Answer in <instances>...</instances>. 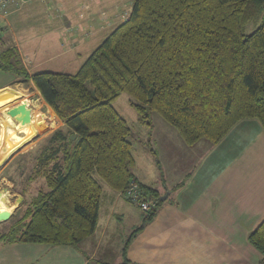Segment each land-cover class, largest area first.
<instances>
[{
	"label": "trees",
	"instance_id": "obj_1",
	"mask_svg": "<svg viewBox=\"0 0 264 264\" xmlns=\"http://www.w3.org/2000/svg\"><path fill=\"white\" fill-rule=\"evenodd\" d=\"M252 21L259 25L245 34ZM20 66L15 48L1 51L0 68L31 79L64 127L40 146L31 171L20 173L22 192L40 180L38 191L0 239L77 248L98 227L102 181L128 201L132 181L158 198L157 207L165 200L135 175L132 128L114 106L121 93L132 97L141 124L151 127L157 113L188 145H214L243 118L264 126V0H132L128 17L75 73L29 74ZM157 207L140 208L143 221L125 241L121 264H131L129 243ZM248 239L264 264V220Z\"/></svg>",
	"mask_w": 264,
	"mask_h": 264
},
{
	"label": "crops",
	"instance_id": "obj_2",
	"mask_svg": "<svg viewBox=\"0 0 264 264\" xmlns=\"http://www.w3.org/2000/svg\"><path fill=\"white\" fill-rule=\"evenodd\" d=\"M16 1L0 26V53L15 48L21 66L29 74L57 57L63 64L80 66L94 48L93 39L103 41L132 9V0ZM44 37H50L58 48L49 57H40L36 42ZM88 46L84 55L78 52ZM25 85L39 95L34 103L41 107V101H46L31 79L0 68V105L18 97ZM6 119L9 124L3 130L15 126L30 135L15 134L14 142L7 145L0 139V166L11 155L10 161L24 153L16 150L36 133L31 128L34 115L26 124ZM58 120L64 125L59 117ZM143 127L146 130L136 136L147 157L138 158L133 145L134 172L140 182L156 188L165 200L157 207L154 218L130 241L126 254L130 263L259 264L263 255L250 243L248 235L264 220V126L260 120H239L214 145L203 139L188 145L164 120ZM0 194L8 206L6 193ZM136 207L139 208L120 192L105 188L99 228L83 241L92 240L84 250L64 245L44 249L31 247L35 244H10L0 252V264H44L46 256L56 258L58 264H88L96 260L116 220L142 223L143 214ZM99 261L113 264L104 259H97L96 264ZM122 262L121 253L119 263Z\"/></svg>",
	"mask_w": 264,
	"mask_h": 264
},
{
	"label": "rangeland",
	"instance_id": "obj_3",
	"mask_svg": "<svg viewBox=\"0 0 264 264\" xmlns=\"http://www.w3.org/2000/svg\"><path fill=\"white\" fill-rule=\"evenodd\" d=\"M16 3L17 1L15 0L9 5V8H8L9 14L13 9V5H15ZM258 25H259V22H253V21L248 22L246 25L243 26V32L245 34H249L253 32ZM7 26L8 25H6V23H3V28H7ZM107 35L105 36V38L107 37ZM0 39H1V34H0ZM36 42H37L38 47L40 48V57H49L50 55H54V53L58 51V48L55 47V45L53 46L54 41L51 40L50 37L40 38L36 40ZM101 42H100V38H99V42H97V39L96 40L93 39L91 44H94V48L93 49L91 48L92 50H90L89 54H86L87 56H85L84 60L94 51V49H96V47ZM91 44H89L90 47H91ZM89 46L84 47V48L83 47L79 48L78 52L84 55L86 53V49L87 50L89 49ZM81 49L83 50V52L80 51ZM78 68L79 66L65 64V63L63 64L62 60L58 59L57 57V58L52 59L48 63H46L39 70L64 71L68 73H75ZM88 85L90 88H92L89 82H88ZM19 93L20 95L16 97L15 99L11 101H5L3 104L0 105V139L2 140V142L5 143V145H7V143L14 142L13 136L15 134L16 135L24 134L26 136L30 135L27 132L16 129L15 126L13 127L14 129H10V130L8 129V127H6L8 130L2 129L3 126H6L9 124V121H7L6 118H10L13 124L16 123L14 118H12L7 113V110L10 107L20 102H23V101H27L30 107H32L33 109L32 118L34 115V119H33L31 128L36 130V133L28 137V139H25V144L16 150V152L23 151L24 153L17 155V157H15L13 160L10 161V158L12 157L11 155L9 159L6 160L4 164L0 166V193L1 192L6 193L7 202H8V206H6V208H7V211L11 212V217L8 220L0 221V233L5 232L10 228L12 222L14 221L13 219L20 216L23 213L27 204L30 202L31 197L35 195L36 192L38 191V187L35 184L39 183L40 180L35 182L30 187L28 192L26 193L22 192L23 188L25 187V177H22V176L24 175V173H29L31 171V168L33 166L34 157L36 156L37 150L40 148V146H42L44 143L47 142L48 137L55 130H57L58 128L64 127L61 121L58 120V116L55 115L54 111L47 105L46 102H43L40 100L41 107H37L35 105L34 99L37 96L39 98V95L34 94L35 92H33L32 88H30L28 85H25L24 88H21L19 90ZM131 101H132V97L128 93L123 92L118 97V99L115 100L114 106L127 119V121L129 122L132 128L133 133H132V136L130 137V140L132 141L134 145L135 153L137 157L140 159H146L147 157L146 153L145 151H143L144 145H142L143 143H141V141L139 142L137 140L138 138L136 136V134L138 135V133L141 130L143 131L146 129L138 121V113L134 109V107L131 105ZM157 120H164V119L157 113H153L152 122L154 123ZM8 146L10 147L11 145H8ZM26 146H28L27 149L25 148ZM24 156L26 157L22 159ZM150 159H149V162H150ZM155 164H156V161H155ZM22 172L24 173L21 176L20 173ZM102 184L104 185V188H109V186L104 181H102ZM43 187L46 188L45 185ZM137 211L139 213L141 212L142 214L145 213L141 211L140 208H137ZM138 212H137L136 218L140 217ZM100 223H99V226H100ZM134 225L137 226L139 225V223L134 222V220H127V221H124V223L121 222L120 220H116L114 228L108 231L109 234L107 235V238H105L104 241L102 242L96 260H93L88 264H96L97 259H104L105 261H109L113 264H121L119 263V258L122 253V248L129 234L136 227ZM91 241L92 240L90 239V241H86L85 243L82 242L77 246V248L84 250L85 246H87V244H89ZM8 246L10 247L11 245L4 243V241L0 239V252L5 248H9ZM51 246L58 247V245H51V244H35L34 246H31V247H38V248L40 247L44 249H49L51 248ZM57 262L58 260L56 258L50 257V256H46L45 260H43L44 264H58Z\"/></svg>",
	"mask_w": 264,
	"mask_h": 264
},
{
	"label": "built area",
	"instance_id": "obj_4",
	"mask_svg": "<svg viewBox=\"0 0 264 264\" xmlns=\"http://www.w3.org/2000/svg\"><path fill=\"white\" fill-rule=\"evenodd\" d=\"M15 0H0V26L3 20L9 15V5ZM126 197L130 202L137 203L140 208L148 212L151 209L157 207L158 198L155 197H145L137 182L132 181L125 192Z\"/></svg>",
	"mask_w": 264,
	"mask_h": 264
},
{
	"label": "water",
	"instance_id": "obj_5",
	"mask_svg": "<svg viewBox=\"0 0 264 264\" xmlns=\"http://www.w3.org/2000/svg\"><path fill=\"white\" fill-rule=\"evenodd\" d=\"M7 113L12 118H14L16 122L21 124H26L32 121V107H30L27 101L20 102L10 107L7 110ZM10 217H11L10 211H0V221L8 220Z\"/></svg>",
	"mask_w": 264,
	"mask_h": 264
},
{
	"label": "bare ground",
	"instance_id": "obj_6",
	"mask_svg": "<svg viewBox=\"0 0 264 264\" xmlns=\"http://www.w3.org/2000/svg\"><path fill=\"white\" fill-rule=\"evenodd\" d=\"M2 201H3V196L2 194H0V211H6V204L4 203V201L2 203Z\"/></svg>",
	"mask_w": 264,
	"mask_h": 264
}]
</instances>
